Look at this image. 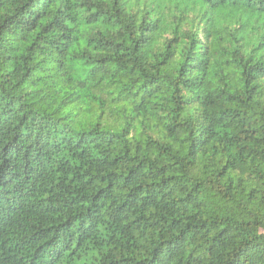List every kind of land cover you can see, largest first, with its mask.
<instances>
[{
	"label": "trees",
	"instance_id": "obj_1",
	"mask_svg": "<svg viewBox=\"0 0 264 264\" xmlns=\"http://www.w3.org/2000/svg\"><path fill=\"white\" fill-rule=\"evenodd\" d=\"M0 264H264V0H0Z\"/></svg>",
	"mask_w": 264,
	"mask_h": 264
}]
</instances>
